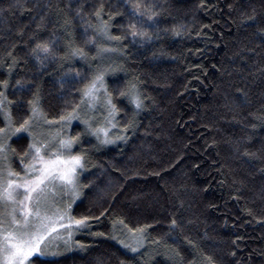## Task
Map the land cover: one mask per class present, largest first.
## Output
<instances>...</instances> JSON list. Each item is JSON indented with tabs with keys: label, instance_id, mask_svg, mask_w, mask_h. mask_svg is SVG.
Wrapping results in <instances>:
<instances>
[{
	"label": "trees",
	"instance_id": "1",
	"mask_svg": "<svg viewBox=\"0 0 264 264\" xmlns=\"http://www.w3.org/2000/svg\"><path fill=\"white\" fill-rule=\"evenodd\" d=\"M12 2L0 0V8H8ZM48 2L53 5L52 14L39 36L41 41H56L60 56L65 34L56 23L57 3L72 19L76 42L82 45L84 25L75 15L76 8L83 4L84 12L91 15L101 3L108 10V3L117 0H39L41 5ZM144 2L156 4L154 10L161 12L157 24L148 29L154 35L153 43L133 46L129 37L124 41L128 56L111 54L102 67L116 70L106 76L110 88L117 81L122 88L127 79L140 76L151 99L145 101L147 110L138 118L140 127L127 143L117 142L97 151L95 138L84 137L83 148L89 151V159L87 170L80 176L81 195L71 214L79 218L109 211L98 221H90L89 229L77 232L73 240L85 248L74 247L56 258L57 264H144L149 257L153 258L150 264H208V256L214 264H264V120L257 119L264 117V39L259 34L264 29V0ZM36 3L27 0V7ZM69 4L70 9L66 7ZM45 11L33 8L31 15L27 11L22 15L20 10H13L0 17V80H9L6 94L12 101L26 102L39 88L42 107L49 118H54L66 102H79L77 90L83 86V78L101 62L89 66L77 59L63 67L46 62L41 68L30 56L35 42H24L29 41ZM63 16L61 13L60 18ZM249 16L255 20L249 21ZM127 23L126 17H115L112 34H125ZM180 25L190 29V35L174 37L172 29ZM204 25L211 27L201 31ZM22 28L25 31L20 37L17 32ZM157 33L159 39H155ZM10 51L19 61L11 69ZM94 54L92 49L89 55ZM77 71L81 77L63 80L66 72L75 75ZM17 80L30 82L31 91L17 92ZM13 114L19 119L15 107ZM3 125L0 120V127ZM82 131L83 125L75 121L70 135ZM238 142L240 152L235 150ZM9 143L17 153L22 151L15 138ZM245 149L260 158L243 157ZM11 163L19 171L18 160ZM173 216L182 225L176 240L168 236ZM118 219L129 227L155 226L148 230L149 238L141 249L144 255L136 260L119 239L111 238H123L119 230H113V221ZM184 237L192 240L194 247ZM153 239L174 245L180 256L173 254L169 260L162 245L151 243Z\"/></svg>",
	"mask_w": 264,
	"mask_h": 264
},
{
	"label": "snow or ice",
	"instance_id": "2",
	"mask_svg": "<svg viewBox=\"0 0 264 264\" xmlns=\"http://www.w3.org/2000/svg\"><path fill=\"white\" fill-rule=\"evenodd\" d=\"M66 7L70 9L71 4ZM93 7L95 8V5ZM156 7V4H146L144 0H117L115 4L108 3V10L105 3H101L91 15H88L84 12V5L80 4L75 10V15L84 26L83 44L78 45L76 30L72 26L73 21L57 3L56 23L65 34L63 55L58 56L57 42L41 41L39 36L47 26L53 5L50 2L41 5L39 0L33 5V8H43L47 11L40 15L36 30L31 34L29 41L24 43L35 42L30 56L41 68L46 67V62H57L63 67L65 62L77 59L86 61L89 66L97 61L101 63H97L91 74L83 78L85 82L77 90L80 95L79 102H66L65 108L54 118H49V114L44 111L39 88L32 92V98L26 102L12 101L6 94L10 86L9 80H0V88L5 90L0 91V120L4 124L0 127V264H57L56 258L73 251L74 244L76 248H85L79 241L73 242L74 233L89 229L90 221H98L100 216L109 211L104 209L100 216L85 215L79 218L71 214L72 204L81 195L80 176L87 170L89 159V151L83 148L84 137H94L97 142L94 147L98 151L102 146L117 142L127 143L131 138L130 134L135 135L140 127L138 118L147 110L145 101L151 99L143 90L144 81L140 76H133L126 80L122 88L118 81L110 88L106 76L114 74L116 70L111 66L102 67V62L115 53L128 56L124 41L129 37L133 46L143 47L153 43L154 35L148 29L157 24V17L161 15V12L154 10ZM201 7H204L203 2ZM33 8L27 7V0H13L8 8H0V17L13 10H20L22 15L27 11L31 15ZM113 8L118 10L113 12L111 11ZM61 13H64L62 19ZM117 16L128 19L125 34H112L111 29ZM247 19L254 21L255 17L249 16ZM210 27L211 25H204L201 31ZM24 31L25 29H20L17 35L23 37ZM190 31L184 25H180L172 29V35L181 37L190 35ZM199 34L200 32H197V35ZM259 34L264 39V29H261ZM159 38L158 33L155 34V39ZM12 47L14 50L16 45ZM92 49L95 54L90 56L89 52ZM7 56L12 59L10 69L19 63L11 51ZM78 77H81L79 71L75 75L66 72L63 80H75ZM31 88L30 82L16 81L17 92L24 93L31 91ZM13 107L20 114L19 119L14 117ZM257 119L264 120V117ZM73 121H80L83 125V131L75 136L69 135L66 131ZM13 138L22 148L20 153H17L9 143ZM77 147L80 148L79 151H75ZM235 150L240 152L239 142ZM241 155L249 160L260 158L257 153L246 149ZM13 159L18 160L19 171L13 167L11 163ZM261 171L264 172V169ZM233 183L237 181L234 180ZM240 191V188L236 189L237 193ZM65 199L67 203L64 202ZM251 214L249 210V215ZM118 225L123 227L117 229ZM154 227L152 224L129 227L123 219H118L113 221V230H119L123 238L116 235L111 238L119 239V243L131 252L133 260H136L137 257L144 255L141 249L145 247V241L149 238L148 230ZM168 227V236L173 240L179 239L182 225L175 216L170 218ZM173 232L177 233L174 237ZM53 240L62 241V245L54 244ZM184 240L194 247L192 240L187 237H184ZM151 243L162 245L166 250L164 255L169 260L173 259V254L176 257L180 256L179 250L166 240L153 239ZM232 255L235 256L236 253L233 252ZM152 259L149 257L144 264H150ZM206 260L208 264H214L212 257L208 256ZM120 264L125 262L121 261Z\"/></svg>",
	"mask_w": 264,
	"mask_h": 264
},
{
	"label": "rangeland",
	"instance_id": "3",
	"mask_svg": "<svg viewBox=\"0 0 264 264\" xmlns=\"http://www.w3.org/2000/svg\"><path fill=\"white\" fill-rule=\"evenodd\" d=\"M75 123V121H73L72 122V125L66 130L67 131V133L70 135V129H71V127L73 126V124ZM4 126V125H3ZM79 198H77L76 200H75V202L78 200ZM65 203H67V199H65V201H64ZM74 202V203H75ZM73 203V204H74ZM73 204H72V206H73ZM76 234H77V232L76 233H74V235H73V237H72V240L74 239V237L76 236ZM73 242H74V240H73ZM53 243L54 244H61L62 245V241H58V240H53ZM74 247H75V244H74ZM73 247V248H74Z\"/></svg>",
	"mask_w": 264,
	"mask_h": 264
}]
</instances>
